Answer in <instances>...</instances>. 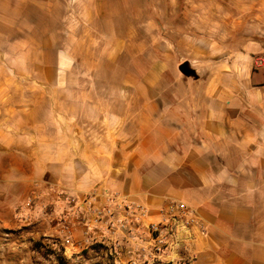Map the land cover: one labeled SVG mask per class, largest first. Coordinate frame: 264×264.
Masks as SVG:
<instances>
[{
  "label": "crops",
  "instance_id": "crops-1",
  "mask_svg": "<svg viewBox=\"0 0 264 264\" xmlns=\"http://www.w3.org/2000/svg\"><path fill=\"white\" fill-rule=\"evenodd\" d=\"M187 48L201 66L181 85L116 88L106 114L80 97L75 104L35 101L0 122V264L22 263L27 247L36 253L34 241L56 248L66 238L69 264L109 256L143 264L151 243L144 225L172 218L177 203L205 232L180 230L187 244L162 259L264 264V68L249 71L247 56L230 58L210 40ZM113 193L148 210L131 233L94 221L91 204L105 205Z\"/></svg>",
  "mask_w": 264,
  "mask_h": 264
},
{
  "label": "rangeland",
  "instance_id": "rangeland-1",
  "mask_svg": "<svg viewBox=\"0 0 264 264\" xmlns=\"http://www.w3.org/2000/svg\"><path fill=\"white\" fill-rule=\"evenodd\" d=\"M196 40L216 43L230 58L245 55L247 69L259 71L264 0H0V122L35 101L75 104L80 97L101 104L106 114L116 88L142 81L181 85V64L198 75L201 65L187 48ZM63 241L56 248L34 241L36 253L27 247L20 264H69ZM169 254L151 255L149 264H176L162 259ZM101 264L123 263L109 256Z\"/></svg>",
  "mask_w": 264,
  "mask_h": 264
},
{
  "label": "built area",
  "instance_id": "built-area-1",
  "mask_svg": "<svg viewBox=\"0 0 264 264\" xmlns=\"http://www.w3.org/2000/svg\"><path fill=\"white\" fill-rule=\"evenodd\" d=\"M256 66L258 68L264 67V59H257ZM86 202L87 200L85 203ZM31 205L32 202L29 201L27 206L30 207ZM91 210L95 222L101 224L105 221L104 224L109 230L116 231V229H119L123 233L133 232V228H136L135 226L139 228V224L148 214V210L145 207L129 204L123 201L117 193L108 194L105 205L94 207V204H91ZM173 210L174 215L170 213V217L172 218L144 225L150 236L151 243L150 255L147 258L144 257L142 260L143 263L149 264L151 255L162 256L166 253L177 254L181 251L183 245L187 243L184 241L185 239L183 237H178L180 230H182V234L186 232L190 226H195L201 232H205V226L202 221L198 217L190 214L186 204L177 203ZM119 214H122L124 218L119 219ZM65 230L68 231L67 228H65ZM70 243V238H66L62 245ZM55 246H58V242H55ZM117 246L121 247V244L117 243ZM187 262L189 263V260H187ZM133 263L136 264V260H134Z\"/></svg>",
  "mask_w": 264,
  "mask_h": 264
},
{
  "label": "water",
  "instance_id": "water-1",
  "mask_svg": "<svg viewBox=\"0 0 264 264\" xmlns=\"http://www.w3.org/2000/svg\"><path fill=\"white\" fill-rule=\"evenodd\" d=\"M179 70L186 77L196 78L198 76L196 71L193 68H191V66L188 62L181 64L179 67Z\"/></svg>",
  "mask_w": 264,
  "mask_h": 264
}]
</instances>
